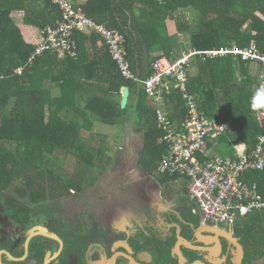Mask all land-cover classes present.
I'll use <instances>...</instances> for the list:
<instances>
[{
	"label": "trees",
	"instance_id": "1",
	"mask_svg": "<svg viewBox=\"0 0 264 264\" xmlns=\"http://www.w3.org/2000/svg\"><path fill=\"white\" fill-rule=\"evenodd\" d=\"M77 8L127 38L133 70L143 80L153 74L154 62L162 54L175 59L189 48H245L253 40L264 53V0H87L83 5L78 2ZM17 11L25 12L27 25L41 30L39 44L26 40L13 19ZM61 14L51 0H0V189L10 187L15 176L34 164L42 168L38 177L49 178L48 173L60 172L56 162L64 158L62 155L76 159L77 177L80 172H108L114 160L107 146L102 142L91 149L84 131H91L97 123L122 127L127 118L134 121L137 132L145 138L140 169L155 176L169 151L158 111L162 109L176 127L187 117V101L174 88L160 105L146 93L143 82L123 75L106 41L98 34L76 33V55L64 56L52 49L39 53L45 30L57 26ZM190 14L194 16L191 22L187 19ZM91 48L96 54L89 57ZM253 65L261 68L255 71ZM55 70L59 73L54 76ZM262 70L261 64L233 54L193 57L189 93L201 114L229 124L227 133L216 143L220 150L216 149L212 156L233 157L239 146L249 152L256 148L264 134L257 97ZM82 78L85 80L75 84ZM51 81H60V96L55 99L49 96ZM76 86L93 89L94 94L82 107L78 106ZM127 86L131 88V100L123 109ZM32 149L37 151L34 156ZM162 176L164 184L182 179ZM77 177H72L75 180L71 179V183L74 181L80 191L84 186H78ZM28 179L29 189H37V178ZM96 179L94 176L87 187L96 184ZM248 180L257 183L264 196V174L255 173ZM43 181L39 192H33L34 203L37 197L46 195L47 180ZM56 181L50 176L48 187H61Z\"/></svg>",
	"mask_w": 264,
	"mask_h": 264
},
{
	"label": "flooded vegetation",
	"instance_id": "2",
	"mask_svg": "<svg viewBox=\"0 0 264 264\" xmlns=\"http://www.w3.org/2000/svg\"><path fill=\"white\" fill-rule=\"evenodd\" d=\"M122 163L88 187V173L77 177L74 168L66 178L48 173L62 185L55 189L38 166L15 176L0 189V264H264V211L233 227L211 223L185 186L164 184L135 159L122 174ZM44 178L46 195L34 203ZM158 185L163 198L155 202L148 192Z\"/></svg>",
	"mask_w": 264,
	"mask_h": 264
},
{
	"label": "built area",
	"instance_id": "3",
	"mask_svg": "<svg viewBox=\"0 0 264 264\" xmlns=\"http://www.w3.org/2000/svg\"><path fill=\"white\" fill-rule=\"evenodd\" d=\"M51 1L60 8L62 19L57 26L45 30L39 53L52 49L60 55H76V33L98 34L106 41L123 75L127 79L143 82L146 93L160 105L166 94L171 95L174 88L179 89L188 104V114L183 123L174 127L167 114L162 109L158 111L160 126L166 132L163 140L169 150L159 173L180 176L186 181L188 196L197 205L204 220L233 227L240 219L264 211V196L259 185L248 180L255 173L264 174V134L251 152L239 146L233 157L212 156L213 144L220 142L229 130V124L201 114L194 96L188 91L189 71L192 59L197 54H233L245 61L259 63L263 70L257 97L259 120L263 123L264 91L260 90H264V53L255 40L245 48L234 46L208 51L189 48L175 59L162 54L154 62L153 74L143 80L133 70L126 45L127 38L120 31L109 30L107 26L87 17L81 8H77L79 0Z\"/></svg>",
	"mask_w": 264,
	"mask_h": 264
},
{
	"label": "rangeland",
	"instance_id": "4",
	"mask_svg": "<svg viewBox=\"0 0 264 264\" xmlns=\"http://www.w3.org/2000/svg\"><path fill=\"white\" fill-rule=\"evenodd\" d=\"M13 18L15 21H17V24L25 26V14L14 12ZM193 15H188L187 19L189 22L193 20ZM42 35V33H41ZM189 44V39H186ZM137 126L135 125L134 121H131L127 118L126 125L125 126H117V127H107L103 124L97 123L94 128L91 131H84V138L90 144V148L99 147L100 144L103 142L107 146L109 150V154L114 157L112 160H114V163L117 164V162L123 161V168H122V174L125 170H128V164L127 162H130L135 159V162L139 160V153L143 150L144 147V135L137 132ZM103 145V144H102ZM33 152V153H32ZM37 151L32 149L31 153L32 155H36ZM61 157V156H60ZM63 159L56 162L58 164L57 169L59 168L60 172H56V174L63 176H67L66 173L69 172V169H76V163L77 161L74 159V157H69V159H65L66 156H63ZM37 158H34V160ZM39 160V159H38ZM37 160V162H38ZM68 162V165L67 162ZM70 162V163H69ZM140 162V160H139ZM32 170L30 172H38L37 165H32ZM115 166H112L108 171H110ZM83 169V168H82ZM102 172L101 170L95 174H93L90 171V174H88V179H93L94 176H97ZM137 172L135 173V175ZM99 180H101V175ZM104 181H107V179H104ZM185 181H180L181 186H185ZM66 201V200H65Z\"/></svg>",
	"mask_w": 264,
	"mask_h": 264
},
{
	"label": "crops",
	"instance_id": "5",
	"mask_svg": "<svg viewBox=\"0 0 264 264\" xmlns=\"http://www.w3.org/2000/svg\"><path fill=\"white\" fill-rule=\"evenodd\" d=\"M86 1L87 0H79V3L81 4V5H83V4H85L86 3ZM18 13H23V14H25V12H23V11H17ZM14 19V18H13ZM15 21V20H14ZM16 23H17V21H15ZM24 23H25V21H24ZM26 24V23H25ZM18 26L20 27V28H22V31H23V33H24V35H25V37H26V40L29 42V43H32V44H35V45H37V44H39V42L40 41H42V35H41V30L40 29H38L37 27H34V26H30V25H25V26H23V25H19L18 24ZM102 45V44H101ZM89 51H90V54L88 55L89 57H92V54H96V51H94V48H91V49H89ZM157 54H159L158 52L157 53H155V55H157ZM253 68H254V70L255 71H258V69H260L261 67L260 66H258V65H253ZM59 72L57 71V70H55L52 74L55 76L56 74H58ZM83 80H85V78H82L81 80H78L77 79V81H75V84L77 83V82H82ZM95 81V80H94ZM59 82L60 81H58V82H53V81H51V85H52V89H51V91L49 92V96H50V98H53V99H55V98H57V97H59L60 96V92H61V89H60V87H59ZM97 83H99V82H97ZM92 94H94L93 93V89H84V87H77L76 86V95H77V102H78V106L79 107H82L83 106V104H84V102H85V100L87 99V98H89L90 96H92ZM144 140H145V138H144ZM219 144V143H218ZM218 144H215L214 146H213V149H212V152L215 154V150L216 149H218L219 148V150H220V145H218ZM145 146V145H144ZM242 146H240L239 148H241ZM144 148V147H143ZM112 158H114V157H112ZM69 159V158H68ZM75 159V158H74ZM76 160V159H75ZM112 166H114V164H112ZM156 176H159L161 179L163 178V176L158 172L157 174H156ZM184 179H180V180H178V181H176V183H171V184H174L176 187H177V185H179L180 186V181H183ZM185 181V180H184ZM185 183H186V181H185ZM184 183V184H185ZM185 187H186V184H185ZM157 191H156V188L155 189H152L151 191H149L148 192V196H149V198L150 199H153L154 198V200H155V202H156V200H157V198L156 197H158V196H161L162 194H163V188L162 187H160V185H158V187H157ZM155 192H156V194H155ZM162 198H163V195H162Z\"/></svg>",
	"mask_w": 264,
	"mask_h": 264
},
{
	"label": "water",
	"instance_id": "6",
	"mask_svg": "<svg viewBox=\"0 0 264 264\" xmlns=\"http://www.w3.org/2000/svg\"><path fill=\"white\" fill-rule=\"evenodd\" d=\"M131 100V88L129 86L124 88L123 91V101H122V108L126 109L128 105L130 104ZM144 153V148L143 150L139 153V160L141 159L142 155Z\"/></svg>",
	"mask_w": 264,
	"mask_h": 264
},
{
	"label": "clouds",
	"instance_id": "7",
	"mask_svg": "<svg viewBox=\"0 0 264 264\" xmlns=\"http://www.w3.org/2000/svg\"><path fill=\"white\" fill-rule=\"evenodd\" d=\"M260 91H264V90H260Z\"/></svg>",
	"mask_w": 264,
	"mask_h": 264
}]
</instances>
